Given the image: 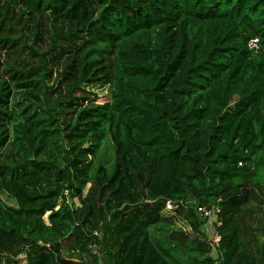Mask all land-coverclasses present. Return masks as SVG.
<instances>
[{"label": "trees", "instance_id": "1", "mask_svg": "<svg viewBox=\"0 0 264 264\" xmlns=\"http://www.w3.org/2000/svg\"><path fill=\"white\" fill-rule=\"evenodd\" d=\"M21 256L264 264V0H0V264Z\"/></svg>", "mask_w": 264, "mask_h": 264}, {"label": "built area", "instance_id": "2", "mask_svg": "<svg viewBox=\"0 0 264 264\" xmlns=\"http://www.w3.org/2000/svg\"><path fill=\"white\" fill-rule=\"evenodd\" d=\"M259 42L257 39H253L248 43V49L249 51L253 52V53H257L259 51ZM174 206L172 205V203L170 201H167L165 204V210L170 212L173 211ZM218 212L217 208L215 206H211V207H199L196 210V213L205 218L208 219L209 221L214 218L216 216V213ZM209 222H207V224L205 225V228L207 227ZM218 238L215 237L214 238V242H218Z\"/></svg>", "mask_w": 264, "mask_h": 264}, {"label": "rangeland", "instance_id": "3", "mask_svg": "<svg viewBox=\"0 0 264 264\" xmlns=\"http://www.w3.org/2000/svg\"><path fill=\"white\" fill-rule=\"evenodd\" d=\"M95 92L97 93V96H98V97H95V101H97V102H103V101H104L103 93H101V91H100L99 89H96ZM90 97H92V96H90ZM104 154H105L104 156H105L106 160H109V158H110V154H111V153H110V150L107 149L106 152H105ZM2 199H3V201H4L7 205H14V203H13L11 200L7 199L5 196L2 197ZM215 220H216V216H215L214 218H212V219L209 221L207 227L204 228V229H207V230H205V231H206V233H207L209 239H212V238H213V234H212V233H213V231H214L213 224H214ZM212 256H213V257L215 256V252L212 253ZM21 257H22V259H21V264H25L24 256H21Z\"/></svg>", "mask_w": 264, "mask_h": 264}]
</instances>
